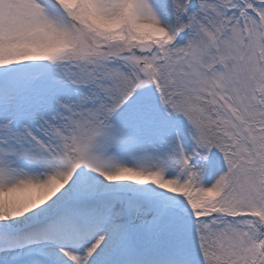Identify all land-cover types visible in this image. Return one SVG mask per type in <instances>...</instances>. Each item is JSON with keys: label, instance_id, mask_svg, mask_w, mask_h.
Listing matches in <instances>:
<instances>
[{"label": "snow or ice", "instance_id": "snow-or-ice-1", "mask_svg": "<svg viewBox=\"0 0 264 264\" xmlns=\"http://www.w3.org/2000/svg\"><path fill=\"white\" fill-rule=\"evenodd\" d=\"M0 264H264V0H0Z\"/></svg>", "mask_w": 264, "mask_h": 264}]
</instances>
